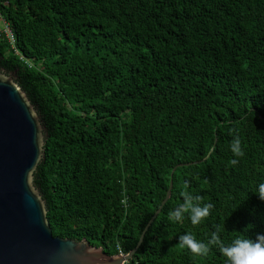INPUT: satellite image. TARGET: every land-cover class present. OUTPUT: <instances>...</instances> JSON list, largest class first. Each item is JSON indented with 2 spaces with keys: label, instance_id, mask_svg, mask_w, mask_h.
<instances>
[{
  "label": "trees",
  "instance_id": "16d2710c",
  "mask_svg": "<svg viewBox=\"0 0 264 264\" xmlns=\"http://www.w3.org/2000/svg\"><path fill=\"white\" fill-rule=\"evenodd\" d=\"M0 18V71L42 127L31 184L51 237L126 253L168 179L126 264H225L179 236L264 234V0H0ZM186 183L214 204L198 226L168 216Z\"/></svg>",
  "mask_w": 264,
  "mask_h": 264
},
{
  "label": "water",
  "instance_id": "95a60500",
  "mask_svg": "<svg viewBox=\"0 0 264 264\" xmlns=\"http://www.w3.org/2000/svg\"><path fill=\"white\" fill-rule=\"evenodd\" d=\"M42 139V127L24 93L9 76L0 72V264L126 262L167 199L169 179L163 198L141 229L133 248L123 254L105 255L83 239L50 236L43 201L31 184V173L41 160Z\"/></svg>",
  "mask_w": 264,
  "mask_h": 264
},
{
  "label": "clouds",
  "instance_id": "9594fccd",
  "mask_svg": "<svg viewBox=\"0 0 264 264\" xmlns=\"http://www.w3.org/2000/svg\"><path fill=\"white\" fill-rule=\"evenodd\" d=\"M230 151L234 157L230 164L235 166L239 163V158L245 155L238 135L233 137ZM187 188L186 183V190L181 193L182 203L170 211L168 216L169 219L175 222H182L187 218L193 226H198L210 216L214 204L210 202L203 203V196L194 195L192 192L187 191ZM258 197L264 201V183L258 186ZM178 243L180 247L187 248L196 257L207 256L214 246L225 258V264H264V234H257L254 240L241 234L230 244H225L219 230L210 234L207 243L197 240L192 233H186L179 236Z\"/></svg>",
  "mask_w": 264,
  "mask_h": 264
},
{
  "label": "built area",
  "instance_id": "2783aa9c",
  "mask_svg": "<svg viewBox=\"0 0 264 264\" xmlns=\"http://www.w3.org/2000/svg\"><path fill=\"white\" fill-rule=\"evenodd\" d=\"M0 38L3 39L10 47H12V36L6 24L3 22L1 18H0ZM122 264H126V262Z\"/></svg>",
  "mask_w": 264,
  "mask_h": 264
},
{
  "label": "rangeland",
  "instance_id": "374dc122",
  "mask_svg": "<svg viewBox=\"0 0 264 264\" xmlns=\"http://www.w3.org/2000/svg\"><path fill=\"white\" fill-rule=\"evenodd\" d=\"M2 74H4V75H7L6 73H4V72H2V71H0ZM8 76V75H7Z\"/></svg>",
  "mask_w": 264,
  "mask_h": 264
}]
</instances>
